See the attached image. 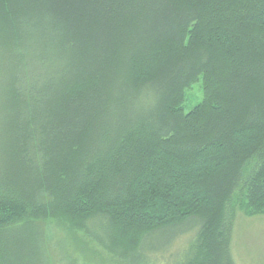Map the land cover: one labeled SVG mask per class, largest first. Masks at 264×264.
<instances>
[{"label":"trees","instance_id":"obj_1","mask_svg":"<svg viewBox=\"0 0 264 264\" xmlns=\"http://www.w3.org/2000/svg\"><path fill=\"white\" fill-rule=\"evenodd\" d=\"M236 210L264 215V0H0V264H47L53 221L236 264Z\"/></svg>","mask_w":264,"mask_h":264},{"label":"rangeland","instance_id":"obj_2","mask_svg":"<svg viewBox=\"0 0 264 264\" xmlns=\"http://www.w3.org/2000/svg\"><path fill=\"white\" fill-rule=\"evenodd\" d=\"M186 97L185 109L189 112L203 97L200 85L189 90ZM234 213L231 250L235 263L264 264V215L249 217L238 210ZM196 230L185 228L186 233L177 241L189 240ZM41 234L44 237V262L48 260L47 264H116L113 256L60 222L44 224Z\"/></svg>","mask_w":264,"mask_h":264}]
</instances>
